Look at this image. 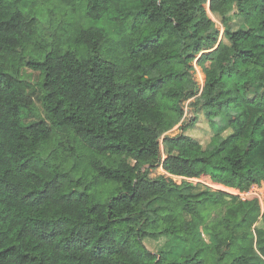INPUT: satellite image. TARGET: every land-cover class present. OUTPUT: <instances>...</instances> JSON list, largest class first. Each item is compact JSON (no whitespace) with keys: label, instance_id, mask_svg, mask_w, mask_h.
Masks as SVG:
<instances>
[{"label":"trees","instance_id":"16d2710c","mask_svg":"<svg viewBox=\"0 0 264 264\" xmlns=\"http://www.w3.org/2000/svg\"><path fill=\"white\" fill-rule=\"evenodd\" d=\"M75 1L83 16L68 23L72 37L36 46V57L26 59L42 41L37 15ZM206 2L228 41L215 48ZM234 5L246 29L229 26ZM199 53L200 93L191 64ZM23 66L39 72L49 125L24 121L35 107L19 77ZM193 97V111L212 128L233 111L229 133L214 131L205 148L182 132L160 142ZM154 166L241 189L264 181V0H0V264L264 258V227L254 226L264 224V200L261 208L257 200L198 191L186 180L150 176ZM218 207L223 214L208 222ZM160 235L192 252L150 251L143 239Z\"/></svg>","mask_w":264,"mask_h":264},{"label":"rangeland","instance_id":"374dc122","mask_svg":"<svg viewBox=\"0 0 264 264\" xmlns=\"http://www.w3.org/2000/svg\"><path fill=\"white\" fill-rule=\"evenodd\" d=\"M56 3V1H55ZM54 3V4H55ZM58 8L51 7V10H53V13L50 12H42L40 15H37V21L38 25L36 27L37 35L42 39L41 42L37 43L35 46H30V50L26 53V59L36 57L35 54H38L40 45L44 46V44H48V46H54L56 44L65 43V39L70 36L72 37L73 31L71 30V26H68L69 22H80V17L83 16L82 7H80V4L75 1L73 5H58ZM205 9L207 10L208 16L212 19L214 22L215 28L218 30V38L217 42L214 45L213 48H215L219 42L228 43L227 38L224 35V27L221 23V17L218 14H213L208 9V3L206 2L204 4ZM37 9V6L33 7ZM231 15V20L229 22V26L232 30L236 29H246L247 25L245 22V18L241 16L240 14L236 13V5H234V8L229 12ZM70 40V39H69ZM71 42V41H70ZM69 42V43H70ZM59 44V45H60ZM38 46V47H36ZM212 48V49H213ZM211 50V49H210ZM47 49L43 50V53L45 54ZM209 50H205L203 52H207ZM43 54V55H44ZM201 53L197 54L194 58V60L191 61V64L194 66V70H192L193 78L197 84L198 93H200L203 83H204V74L202 73L200 67L197 66L196 62L199 58ZM199 71L202 74L203 80L201 79L199 75ZM19 77L23 81V84L25 86L26 93L30 95L33 99L34 107H35V114H27L24 117V121L26 123L34 120L42 119L44 122L49 125V122L45 118L44 110L42 108L41 99H40V85H39V72L34 71L30 69L27 66H23L20 68L19 71ZM194 100L193 98H190L188 100H185L183 102L184 106V114L181 118L180 122L176 124L172 129L165 132L159 139V141H162V138L164 135H170L174 136L178 133H185L188 136L192 137L193 139L200 142V144L205 148L209 142L211 137L213 136L214 131L217 130V132L220 134V136L224 137L226 136L230 129L227 127V120L231 116L234 115L233 111H228L223 116L218 117L215 119L214 126L215 128H212L210 126V123L208 120L204 117L201 110L193 111L192 106L189 104ZM196 117V120L189 124L191 120ZM182 124H188L187 127H185L184 130H181L180 127ZM53 143L51 144V147H53ZM158 174H165L164 171L160 168V166H154L151 169L150 176H156ZM175 182L179 183L177 178L173 179ZM202 181H209V178L207 176H203ZM203 185V184H202ZM202 185H199V183H196L195 189L197 188L199 190H204L205 187ZM264 190V188H263ZM223 207L218 208H212L209 211V217L208 222H211V220L219 218L223 214ZM186 218H189L188 215ZM255 227L263 228L264 224L259 219L255 224ZM210 234L207 232H203V238L208 240ZM203 239V240H204ZM205 241V240H204ZM206 242V241H205ZM144 245L152 252H157L159 249H166V253L169 258H175L181 254H190L192 252V249H189L179 241L178 239H169L165 235H160L156 238H150L146 237L143 239ZM259 262L257 259H254L252 261V264H258Z\"/></svg>","mask_w":264,"mask_h":264},{"label":"built area","instance_id":"2783aa9c","mask_svg":"<svg viewBox=\"0 0 264 264\" xmlns=\"http://www.w3.org/2000/svg\"><path fill=\"white\" fill-rule=\"evenodd\" d=\"M164 173H165V176L171 178L172 180L177 178L178 181H180V182L183 180H186V181L192 183L193 185H196V183H199V185L203 184L202 186L205 187V189H207L209 191H213V192L221 191V192H224L228 195L236 197V199L239 201L257 200L258 203L260 204L261 208H263L264 181H261L260 183H251L248 187L241 189L239 187H229V186H226L224 184L214 182L211 180V178L208 175H205V176H207L209 178V181H202L204 174L200 175L198 177L189 178V177H184V176L171 175V174H168L166 172H164Z\"/></svg>","mask_w":264,"mask_h":264},{"label":"crops","instance_id":"0c3cea01","mask_svg":"<svg viewBox=\"0 0 264 264\" xmlns=\"http://www.w3.org/2000/svg\"><path fill=\"white\" fill-rule=\"evenodd\" d=\"M200 237H201L202 239H204V238H203V232L200 233ZM208 237H209L208 240H206V239H204V240H205L206 242H208V243H211L212 239L210 238V236H208ZM255 259H257L258 261H262V262H259L258 264H264V258H263V257H259V258H255Z\"/></svg>","mask_w":264,"mask_h":264},{"label":"bare ground","instance_id":"6f19581e","mask_svg":"<svg viewBox=\"0 0 264 264\" xmlns=\"http://www.w3.org/2000/svg\"><path fill=\"white\" fill-rule=\"evenodd\" d=\"M199 75H200L201 79L203 80V77H202V74H201V72H200V71H199Z\"/></svg>","mask_w":264,"mask_h":264}]
</instances>
